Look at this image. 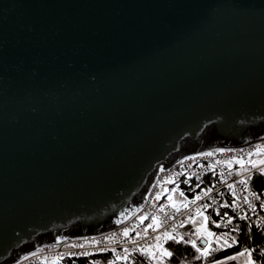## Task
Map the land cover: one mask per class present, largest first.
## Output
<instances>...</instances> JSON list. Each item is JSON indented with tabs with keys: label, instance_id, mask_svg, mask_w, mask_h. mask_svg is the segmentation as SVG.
<instances>
[{
	"label": "water",
	"instance_id": "obj_1",
	"mask_svg": "<svg viewBox=\"0 0 264 264\" xmlns=\"http://www.w3.org/2000/svg\"><path fill=\"white\" fill-rule=\"evenodd\" d=\"M263 138L264 0H0V264L111 230L185 155Z\"/></svg>",
	"mask_w": 264,
	"mask_h": 264
},
{
	"label": "built area",
	"instance_id": "obj_2",
	"mask_svg": "<svg viewBox=\"0 0 264 264\" xmlns=\"http://www.w3.org/2000/svg\"><path fill=\"white\" fill-rule=\"evenodd\" d=\"M258 147L264 148V138L236 147H214L185 155L163 169V171L159 169L156 172L147 185L144 203L116 227L91 236L66 238L65 241L58 244L44 245L14 264H53L65 258H87L91 261L92 256L98 253L122 254L124 248H140L153 244L155 236L162 234L164 231H171L173 226H176L174 235L194 234L195 227L186 221L189 216L196 212L197 207L204 204H208L210 207L207 209L201 208V211L206 215L216 216V223L226 222L228 218L223 213L231 211L246 215L247 219L252 220L257 227L264 230V206H262L264 205V197L250 190V182L253 180L254 175L258 173V170L251 169L248 165L249 171L244 175H251L252 179L249 181L248 190L245 191L244 186L238 183L242 177L236 174L240 171V166L233 163L230 169L226 163L234 157H242L245 161L264 159V153L255 154ZM221 149L224 151H220ZM209 152L213 155H204ZM249 153H253V155L249 157ZM191 157H195V159H189ZM229 171L232 175H229ZM169 177H172L173 183H165ZM186 180L187 183L184 182ZM166 184H170V186L177 185L185 191L188 202L187 208L181 207L180 211L177 212L164 198L159 200L155 198L156 194L159 193V187ZM228 184H235V189L230 190ZM209 188L212 191L209 192L208 196H203L204 191ZM233 191H235V195H233ZM252 192H255L259 199L252 196ZM197 195H201L203 198L196 201L195 204L191 203ZM245 196L248 197L253 207H249V204L244 203L243 198ZM213 200H215V204H213ZM224 204H228L229 207H222ZM161 208H163V211L160 210ZM217 211L220 215L216 214ZM141 216L147 217L143 223L139 219ZM154 216L161 222L160 227L156 231L148 228L147 234H145L144 230L149 224L153 223L152 218ZM181 221H185L184 227H179ZM125 228L130 230L128 237H124L122 234ZM108 237H112V240H109ZM191 238L195 239V236L193 235ZM185 239L187 240L189 237L185 236ZM93 240L99 241V243H93ZM199 243L200 241L197 240V244ZM80 245H83V247H80ZM186 245L191 246L190 244ZM101 249H109V251H101ZM111 249L116 251L112 252ZM83 252H88L90 255H80Z\"/></svg>",
	"mask_w": 264,
	"mask_h": 264
},
{
	"label": "snow or ice",
	"instance_id": "obj_3",
	"mask_svg": "<svg viewBox=\"0 0 264 264\" xmlns=\"http://www.w3.org/2000/svg\"><path fill=\"white\" fill-rule=\"evenodd\" d=\"M220 151H224L223 149H221ZM261 153H264V148H257L256 149V155H260ZM204 155L207 156H212L213 153L209 152V153H205ZM249 157H251L253 155V153H249L248 154ZM189 159H195V157H191ZM229 166V168L231 169V165L233 163H236L240 166V171H238L236 174L241 176L242 178L238 181V183L240 185L244 186V190L247 191L248 190V186H249V181L252 179L251 175L245 176L244 174L247 173L249 171L248 165H250L251 169H255L258 170L259 175L264 176V159H261L259 161L257 160H251L249 159L248 161H245L244 158H233L232 160H229L226 162ZM163 171V169H162ZM229 175H232L231 171H229ZM173 179L172 177H169L167 181H165V183H173ZM185 183H187L188 181H184ZM197 187H199V185H197ZM228 188L230 190H234L235 189V184H228ZM164 191H168L167 189H164ZM172 192H176L177 188H173L171 189ZM212 189L209 188L207 191H204L203 196H208L209 192H211ZM181 196H184V193L181 192L180 193ZM233 195H235V191H233ZM252 196H254L256 199H259L258 196H256L255 192L251 193ZM161 194L157 193L156 194V199L159 200L160 199ZM203 197L201 195H197L195 197V199L193 201H191V203L195 204L196 201L201 200ZM170 203V206L175 208V210L177 212L180 211V206H177L176 202L173 200L172 196L169 195L168 197ZM243 201L245 204H249V207H253L249 200L248 197L245 196L243 198ZM213 204H215V200H213ZM184 208L188 207V202H187V198H185V202L181 205ZM264 206V205H262ZM208 207H210V205L208 204H204L201 207H197L196 208V216L198 217H202V220L199 224V226L196 227L195 229V233H184L182 235H174V233H176V226H173L171 231H164L162 234L155 236L154 240L155 243L154 244H150V245H145L143 247L134 249L133 251H139L140 254L142 256L147 257L149 260H155L158 261V264H163V260L165 257L167 258H171L174 256L173 251L169 250L168 248L164 247V243L168 242V241H173L176 244H180V243H185V244H190L192 248H194L196 250L197 253H199V255H197L195 258L197 260H200L201 258L203 259H207L209 256L212 255V253L216 252V251H220V250H226L228 248H232L234 245L238 244L239 241L236 239L235 236H231L229 232H224L221 233L220 235H217L215 232L211 231L208 228V222L210 220L209 216L204 215V212L201 211V208L203 209H207ZM222 207L224 208H228L229 205L228 204H224L222 205ZM161 211H163V208L160 209ZM254 210V209H253ZM217 215H220L219 211H217L216 213ZM225 216H227L228 214L225 212L224 213ZM246 215H242L240 216L241 220L246 219ZM140 222L143 223V221L145 219H147L146 216H141L140 218ZM153 223L149 224L147 226V228H145V234H147V230L148 228H151L153 231H156L157 228L160 227V221L154 216L152 218ZM187 223H190L192 225H196L197 224V220L195 217L193 216H189L187 221ZM212 223L214 224V226L216 228H220L221 224L216 223L215 221H212ZM232 223V217H228L227 222L224 224V227H227L229 224ZM185 225V221H181L179 223V227H184ZM239 230V226L237 225L236 227L231 229V232H236ZM129 229L125 228L123 230V236L124 237H128L129 235ZM139 235V234H137ZM195 236V239L191 238L192 236ZM185 236H188L189 239H185ZM214 238V240H213ZM109 240H112V237H108ZM197 240L200 241V243L203 245L202 247L197 246ZM93 243H99V241H92ZM213 242L216 243V245L218 247H213ZM74 247L76 245H73ZM80 247H83V245H80ZM101 251H109V249H101ZM112 252H115V249H111ZM157 252L159 253V255L157 256ZM253 252L254 249H250V248H244L242 251H238L233 255H228L227 257L223 258V259H217L213 262V264H227L228 261H237L240 260L241 258H245L243 260V264H257L256 260L253 258ZM261 256H264V252L260 253ZM80 255L83 256H88L90 255V253L88 252H83L80 253ZM131 253L130 250L128 248H124L123 249V253H116L115 255V260L113 261H109V264H116L117 261H128L129 257H130ZM95 264H98V262H95Z\"/></svg>",
	"mask_w": 264,
	"mask_h": 264
},
{
	"label": "trees",
	"instance_id": "obj_4",
	"mask_svg": "<svg viewBox=\"0 0 264 264\" xmlns=\"http://www.w3.org/2000/svg\"><path fill=\"white\" fill-rule=\"evenodd\" d=\"M250 190L259 193L264 197V176L259 175V172L256 173L253 177V180L250 182ZM185 192V191H184ZM224 214V213H223ZM227 218L232 217V223L227 227H224V222L221 224L220 228H216L212 221H216V216H209L210 220L208 222V227L211 231L215 232L217 235H220L224 232H229L231 236H235L239 241L238 244L234 245L232 248L226 250H220L212 253L206 260L201 258L197 260L195 257L199 255L194 248L188 246L184 243L176 244L173 241H168L164 243V247L173 251L174 256L171 258L165 257L163 264H213L217 259H223L228 255H233L238 251H242L244 248L254 249L253 258L256 260L257 264H264V256H261V252H264V230L257 227L252 220L244 219L241 220L240 213L236 212H227ZM239 226V230L236 232H231V229ZM214 240V238H213ZM155 241L153 242V244ZM213 247H218L215 242H213ZM137 248H129L130 257L128 261H117L116 264H158V261L149 260L147 257L142 256L139 251H133ZM159 253L157 252V256ZM115 260V255L110 252L98 253L92 256L91 261L87 258L73 259L65 258L58 260L53 264H109V261ZM243 264V263H240Z\"/></svg>",
	"mask_w": 264,
	"mask_h": 264
},
{
	"label": "rangeland",
	"instance_id": "obj_5",
	"mask_svg": "<svg viewBox=\"0 0 264 264\" xmlns=\"http://www.w3.org/2000/svg\"><path fill=\"white\" fill-rule=\"evenodd\" d=\"M173 188H177V191L172 192L171 189ZM164 189H167L168 191H164ZM181 192L184 193V191L181 188H179L177 185L170 186V184H166L163 187H159V193L161 194L160 199L164 198L170 204L171 202L169 201L168 197L169 195H171L173 200L176 202L177 206H180V208L182 207L181 205L185 202V198H187L185 193H184V196H181L180 195ZM204 215L206 214L204 213ZM192 216L195 217L197 220V224L193 225L196 229V227L199 226L202 220V217L196 216V212ZM244 259L245 258H241L240 260H237V261H228L227 264H240L241 262H243Z\"/></svg>",
	"mask_w": 264,
	"mask_h": 264
},
{
	"label": "crops",
	"instance_id": "obj_6",
	"mask_svg": "<svg viewBox=\"0 0 264 264\" xmlns=\"http://www.w3.org/2000/svg\"><path fill=\"white\" fill-rule=\"evenodd\" d=\"M241 263H243V262H241Z\"/></svg>",
	"mask_w": 264,
	"mask_h": 264
}]
</instances>
